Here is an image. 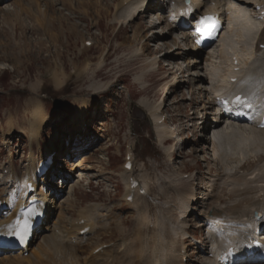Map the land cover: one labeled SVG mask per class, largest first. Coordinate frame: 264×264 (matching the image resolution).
Listing matches in <instances>:
<instances>
[{
    "label": "rangeland",
    "instance_id": "rangeland-1",
    "mask_svg": "<svg viewBox=\"0 0 264 264\" xmlns=\"http://www.w3.org/2000/svg\"><path fill=\"white\" fill-rule=\"evenodd\" d=\"M122 1L0 0V192L3 182L9 185L11 172L22 177L29 165L38 163L50 151L52 166L59 169L54 175L43 177L44 185L37 184L39 190L44 186L48 197L58 198L64 190L62 185L75 176L71 158L83 154L80 185L50 219L59 214L63 224L69 225L88 204L113 207L111 221L122 220L121 229L131 234L126 235L127 243L139 230L138 218L150 225L148 229L141 227L140 233L145 236L143 240L152 243L158 238L152 231L157 232V214L166 201L158 198L160 190L163 182L172 181L177 171L183 173L184 180L194 179L187 187H193L197 206L188 213L186 230L199 238V221L206 207L199 199L201 191L210 193L208 180L220 171L219 153L207 141V131L213 128L210 123L216 119L207 102L215 87L223 81L230 82L225 79L226 74L235 73L240 62L251 54L262 24L252 17L248 0H215L220 9L227 10L228 17L235 15V10L244 13L246 18L241 19L252 29L247 37L250 40L239 33L243 24L240 29L237 27L240 31L236 26H227L224 33L233 39L229 56H222L220 46H215L189 63L176 62L169 59L172 57L165 58L175 48L166 24H153L154 17L148 14L156 5L153 0H124L119 12L117 6ZM140 11L142 15L137 16ZM117 15L126 18L124 24L114 20ZM238 21L236 24L243 22ZM126 24L129 27L125 28ZM183 48L187 50L189 43ZM233 54L239 61L236 67L231 61ZM156 61H161L164 69H158ZM180 66L186 71L182 75L179 72L183 70L176 71ZM169 68L172 72L168 74ZM210 73L216 75L210 77ZM197 75L204 81L195 82ZM181 76L184 83L180 82L177 90L176 86L170 87L174 78ZM100 85L104 91L96 90ZM33 99L43 115L37 137L28 136L32 122L28 103ZM155 108L167 119L163 128L155 125L151 116ZM163 138L170 139V144L162 145ZM129 151L134 159L133 177L148 191L145 198L136 200L135 207L123 201L122 164ZM64 177H68L66 181H62ZM144 203L150 212L142 206ZM113 226L106 231L99 229L81 244L76 253L79 264L95 247V241L101 244L119 240V231ZM188 234L181 236L176 249L185 252L183 262L187 259V264H198L202 246L195 241L191 245L189 239L185 242ZM159 242L165 246V240Z\"/></svg>",
    "mask_w": 264,
    "mask_h": 264
},
{
    "label": "bare ground",
    "instance_id": "bare-ground-1",
    "mask_svg": "<svg viewBox=\"0 0 264 264\" xmlns=\"http://www.w3.org/2000/svg\"><path fill=\"white\" fill-rule=\"evenodd\" d=\"M123 2L124 0L117 6L119 12H121L120 10L124 7ZM188 2L189 3L184 4V0H159V3H161L160 7H163L160 9H163L164 12L167 13V16H162L159 12V7L156 8V6H154V10L148 13L150 18L154 17L153 24L156 25V23L160 21L164 22L168 31L167 34H172L171 42L175 48L171 50L167 56L165 54V58L172 57L169 58L171 61L179 62L183 60L184 62L187 60L189 63V60H192V58L194 60L195 57H198L199 53H201L193 46H189V48L185 50L186 47H183L185 41H189L187 39L178 42L182 37L175 36L177 21L180 18H185L187 21L190 17L188 21L191 23V26H193L196 15L200 13L199 11H201V9L216 11V7H218L214 3V0H188ZM211 2H213L216 7H210L209 4ZM139 3L141 4L142 2ZM247 3L253 5L254 8L255 6H259L260 10L264 7V0H248ZM135 8L137 9L138 7ZM139 8L141 9L143 7L139 6ZM218 11L220 10L218 9ZM243 14L244 13L235 10L236 16L233 15L232 17H228V21L230 26L233 28L236 26V29L237 27L240 29L239 27L243 24L241 32L239 33L245 40H248L249 38L247 39V37L251 34L252 29L248 23L243 21V17L246 18ZM118 15L114 17V20L118 24H124L126 18L118 17ZM120 15L123 16V14ZM140 15H142V11H140L137 16ZM238 18H243L241 19L243 21L241 24H236ZM241 20L238 22H241ZM262 22H264V17L262 18ZM127 27H129V25L126 24L125 28ZM232 42V35L227 36L224 33L218 39L217 44L220 46V50L222 49V52L220 51L222 56L226 57V55L229 54L228 50L230 51L232 48ZM261 46H264V25L256 39L253 53L251 52V54H248V58L245 59L246 61L240 62L241 67L236 68L237 71L235 73L228 72L225 76V79H235L236 82L231 83V81H223L222 85L213 89V94L216 97H225L234 90H239L245 93L248 98L252 97L256 103L264 99V48ZM143 47L144 46L141 45L140 49H143ZM170 54L172 56H169ZM209 57L211 56H208L206 59L209 60ZM154 63L158 69H164V65H162L161 61H156ZM237 64L239 65V61H237ZM188 65L189 64H187L186 67ZM234 66L236 67L237 65ZM180 70H183L181 66L176 71ZM184 71L185 70L179 72V75L184 74ZM166 72L168 74L171 73V68ZM214 72L216 71L214 70ZM215 75L214 73H210V77ZM195 77V82L204 81V79L202 80L198 75ZM180 78H183V76L176 78V80L174 78L170 87L176 86L175 89L177 90L180 86V82L184 83V80H180ZM92 88L94 89L93 86ZM96 90L104 91L102 85L97 86ZM194 95V91H191V97ZM207 104L214 111L212 115H215L216 118L213 120L216 124H214V122L210 123L213 128L207 131L210 133V137L207 138V141L210 142L211 149L219 153L217 168L220 171H217V175L208 180L212 188L210 193L201 191L202 197L199 198L203 200V204L206 206L204 217H201L202 220L199 222H202L200 224L204 227V231H206L207 234L204 236L203 243H201L202 247H200V255L198 256L200 262L198 264H216V257L222 250L234 243L245 241L246 239L264 240V230L261 229L258 231L256 227L258 224L255 223V219L259 220L260 217L264 216V130H256L254 127L243 128L241 126L227 124L225 123L226 114L217 105L215 99H211ZM28 105L31 108L32 120V122L29 121V127L31 128H29L28 136L32 137L34 135L37 137V132L43 116L41 107L34 99L30 101ZM158 111L159 109L155 108L151 113L156 124L157 121L161 120V117H163V114ZM165 121L166 120H164L163 123ZM221 123L224 125L220 126ZM162 124L159 126L163 128L166 122L164 126ZM193 126L194 125L190 126L191 129L194 128ZM170 141L171 140L168 138H163L160 143L166 145L170 144ZM48 155H50V151H46L43 158ZM171 157H174V154H172ZM84 159L83 154H78L71 158V166L75 176L71 178L72 180L66 182L64 186L62 185L64 190L60 192L62 196L58 198L54 196L48 197V194L42 191V189L38 190L37 188L38 191L35 190L36 184L38 183L36 176L37 166L40 160L35 164L30 163L31 167L29 165V169L22 177L17 178L11 172V175L8 176L9 185H4V182L1 184L3 188L0 192V204H4L6 210L0 212V238L7 237L10 239L12 237L9 235V229H16L23 217L22 210L28 208L30 203V205L33 204L34 208H37L39 202L45 201L47 203V213L43 225L39 228V232L33 237L27 249V254L21 255L20 252H17L16 254L7 255L4 251L0 250V264H79L77 259L78 255L76 253H78L81 244L89 241L99 229L103 231L110 229L112 224L114 225L113 229L119 231V240L115 239L109 241V243L101 244L95 241V247L90 250L81 264H187V259L183 262V249L178 250L176 246L179 245V242H182L181 239H183V235L188 234L186 230V221H189L188 216H190L188 213H192L194 209H196L194 206H197V201H194L193 187H187L194 179L192 177H187V179L184 180L182 178L183 173L181 172L176 171L172 181H166V183L164 181L160 190L158 198H163L166 201L163 205L161 204L163 209L162 212L160 210L159 214H157L160 216V219L158 221L156 219L154 220L157 221V224L155 223L157 225V232L156 230L152 231H155L154 235L158 237L155 242H153L152 239V243L143 240L145 236H141V227L148 229L150 225L147 224V222L145 223L143 219L139 220L138 218L137 224L139 225V230L133 235L134 237L131 241L127 243L126 235L128 236L131 234H126L124 229H121L123 225L122 220L111 221L113 207L102 208L98 207L100 205L88 204L79 210L77 217L72 219L69 225L63 224L62 220L64 219H61L62 216L59 214H56L57 216L54 220L50 219V216L53 215V211H60V206L62 204H67L68 198L73 195L74 189L80 185L82 175L79 171L84 167ZM210 172L211 170H209V173ZM133 173V166L130 171L123 169V201H125L127 206L135 207L136 200L140 198L137 192H134L130 203L126 202V198L130 194L127 181L129 177L133 176ZM67 178L68 177H64L63 181H66ZM132 178L134 179V177ZM41 179V184L44 185L45 180L43 178ZM26 183H30L34 189L33 193L29 195L27 194ZM143 187L145 193H147L146 185H143ZM145 203L142 206H146ZM145 208H147V206ZM146 210L150 212L149 207ZM208 210L212 211L210 215H207ZM137 212L138 215L142 214L141 211L137 210ZM141 216V218H143V215ZM260 220L261 223H264V218ZM141 221L144 223L142 224ZM85 229H88V231L81 234ZM152 237L154 238V236ZM192 238L195 239L193 236ZM162 239L166 242L164 247H162V242L158 243V240L162 241ZM190 244L192 245V243ZM96 250L99 251L95 253ZM180 251L182 252L180 253Z\"/></svg>",
    "mask_w": 264,
    "mask_h": 264
},
{
    "label": "snow or ice",
    "instance_id": "snow-or-ice-1",
    "mask_svg": "<svg viewBox=\"0 0 264 264\" xmlns=\"http://www.w3.org/2000/svg\"><path fill=\"white\" fill-rule=\"evenodd\" d=\"M29 228H30V224H29L28 220L26 219L24 221V225L21 229L13 230L10 228L9 229V235L14 236L16 239H18L20 241H23L25 239V236H26Z\"/></svg>",
    "mask_w": 264,
    "mask_h": 264
}]
</instances>
